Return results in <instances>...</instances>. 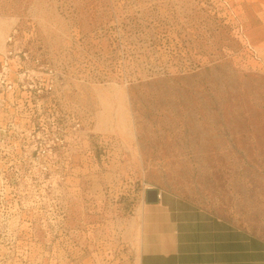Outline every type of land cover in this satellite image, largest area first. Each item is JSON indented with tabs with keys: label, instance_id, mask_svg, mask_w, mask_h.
Listing matches in <instances>:
<instances>
[{
	"label": "rangeland",
	"instance_id": "1",
	"mask_svg": "<svg viewBox=\"0 0 264 264\" xmlns=\"http://www.w3.org/2000/svg\"><path fill=\"white\" fill-rule=\"evenodd\" d=\"M147 188L264 238V0H0V264H139Z\"/></svg>",
	"mask_w": 264,
	"mask_h": 264
},
{
	"label": "crops",
	"instance_id": "2",
	"mask_svg": "<svg viewBox=\"0 0 264 264\" xmlns=\"http://www.w3.org/2000/svg\"><path fill=\"white\" fill-rule=\"evenodd\" d=\"M158 190L141 206L139 264H264V238Z\"/></svg>",
	"mask_w": 264,
	"mask_h": 264
},
{
	"label": "water",
	"instance_id": "3",
	"mask_svg": "<svg viewBox=\"0 0 264 264\" xmlns=\"http://www.w3.org/2000/svg\"><path fill=\"white\" fill-rule=\"evenodd\" d=\"M145 200L147 203L158 201V190L156 188H147L145 191Z\"/></svg>",
	"mask_w": 264,
	"mask_h": 264
}]
</instances>
